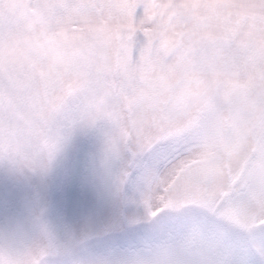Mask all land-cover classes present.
I'll return each instance as SVG.
<instances>
[{
    "label": "rangeland",
    "instance_id": "obj_1",
    "mask_svg": "<svg viewBox=\"0 0 264 264\" xmlns=\"http://www.w3.org/2000/svg\"><path fill=\"white\" fill-rule=\"evenodd\" d=\"M30 2L6 0V10L27 22L22 36L31 40L0 70V130L17 134V169L23 168L21 173L0 160V192L6 176L34 191L27 180L31 170L37 183L46 169L55 184L73 172L95 178L115 194L117 210L135 234L119 251L95 254L101 264H145L124 251L138 239L153 248L148 264H244L249 249L264 247V233L254 231L264 223L256 218L264 211V194H239L229 180L242 146L253 144L264 127V64L248 50L250 22L230 6L242 0H183L184 18L165 40L174 65L169 78L183 75L186 84L178 98L160 105L140 88L115 90L105 72L106 53L91 35L86 43L81 39L82 24L46 19L47 12L28 7ZM149 75L164 93L167 79L153 70ZM68 102L72 110L51 142L32 135L50 106L60 110ZM84 124L92 126L86 134L80 131ZM176 132L191 141L182 160L140 158L132 175L130 145L138 136L163 142ZM125 170L129 175L121 177ZM27 215L0 210V264H26L48 248ZM56 243L59 250L50 251L66 257L77 249L63 247L61 234Z\"/></svg>",
    "mask_w": 264,
    "mask_h": 264
},
{
    "label": "snow or ice",
    "instance_id": "obj_2",
    "mask_svg": "<svg viewBox=\"0 0 264 264\" xmlns=\"http://www.w3.org/2000/svg\"><path fill=\"white\" fill-rule=\"evenodd\" d=\"M230 6L239 9L245 21L250 22L248 50L258 64H264V0H242ZM28 7L47 12L46 19L79 21L85 29L81 39L86 43L91 35L106 53L105 72L115 90L140 88L154 105H160L178 98L184 89L183 75L169 78L174 65L168 62L171 52L165 40L169 28L180 24L184 18L183 0H31ZM6 8V0H0V70L7 68L13 53L25 40H31L22 36L29 31L27 22L10 14ZM149 70L167 79L164 93L158 91ZM260 80L264 82V75ZM72 107L71 102L60 110L50 106L43 117V126L32 130V135L45 143L51 142ZM91 127L84 124L80 131L86 134ZM16 135L0 130V160L22 173L23 168L17 169L21 153L19 144L14 142ZM190 143L189 135L181 132L170 134L163 142L149 143L138 136L130 145L132 175L139 170L136 165L140 158L150 162H179ZM31 171L33 176L27 180L34 191L10 183L6 176L4 190L0 192V210L5 213L27 210V223L32 231L49 241L48 248L41 249L26 264H45L50 249L61 247L56 243L57 234L66 237L63 247L75 249L88 244L93 253L117 252L135 237L117 210L115 194L95 178L73 172L55 184L50 180L52 170L46 169L38 174L37 183L33 180L37 173ZM128 175L126 170L121 173V177ZM229 180L239 194L255 191L264 194V127L259 128L253 144L242 146L238 166L230 170ZM260 217H264V211L256 216ZM254 231L264 233V223ZM255 253L264 258V247ZM244 264L257 262L247 258Z\"/></svg>",
    "mask_w": 264,
    "mask_h": 264
},
{
    "label": "clouds",
    "instance_id": "obj_3",
    "mask_svg": "<svg viewBox=\"0 0 264 264\" xmlns=\"http://www.w3.org/2000/svg\"><path fill=\"white\" fill-rule=\"evenodd\" d=\"M20 251L21 253L26 251L23 245H21ZM124 251L131 254L133 257L139 256L143 258L145 264H148V259L153 254V248L149 246V242L146 239H138L130 246H126ZM95 254L97 253H93L88 244L77 248L72 257L63 256L58 252L51 250L46 257L45 264H101L100 261L92 258ZM248 258L256 261L257 264L264 261V258L257 256L251 249L248 251ZM128 264H137V261L132 259L128 261Z\"/></svg>",
    "mask_w": 264,
    "mask_h": 264
}]
</instances>
